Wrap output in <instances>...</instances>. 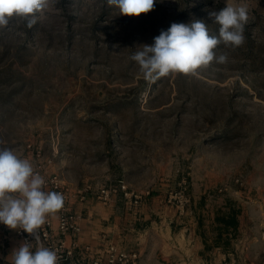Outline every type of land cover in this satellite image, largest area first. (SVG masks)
<instances>
[{
    "label": "rangeland",
    "instance_id": "obj_1",
    "mask_svg": "<svg viewBox=\"0 0 264 264\" xmlns=\"http://www.w3.org/2000/svg\"><path fill=\"white\" fill-rule=\"evenodd\" d=\"M228 4H246L249 20L243 46L216 49L227 63L140 76L130 57L142 45L172 23L218 34L209 13ZM0 148L39 149L80 187L123 180L177 230L233 208L248 239L231 247L264 252V0H156L138 17L52 0L32 27L12 17L0 27Z\"/></svg>",
    "mask_w": 264,
    "mask_h": 264
},
{
    "label": "clouds",
    "instance_id": "obj_2",
    "mask_svg": "<svg viewBox=\"0 0 264 264\" xmlns=\"http://www.w3.org/2000/svg\"><path fill=\"white\" fill-rule=\"evenodd\" d=\"M156 0H106L123 16H140L154 9ZM52 0H0V27L9 24L12 17L37 23L38 14L49 7ZM209 16L219 25L218 34L210 31L202 20L189 23H172L167 30L144 44L130 59L139 66V73L148 83L162 77L178 74L197 76L198 70L212 63L225 64L226 54L217 55L219 45L236 49L245 43V26L248 23L246 4H228ZM46 181L27 158H21L9 148H0V224L11 230H22L39 241V230L50 214L64 206L62 193L45 190ZM12 264H59L55 250L24 241L11 253Z\"/></svg>",
    "mask_w": 264,
    "mask_h": 264
},
{
    "label": "crops",
    "instance_id": "obj_3",
    "mask_svg": "<svg viewBox=\"0 0 264 264\" xmlns=\"http://www.w3.org/2000/svg\"><path fill=\"white\" fill-rule=\"evenodd\" d=\"M20 157L29 159L35 170L44 166L45 174H58L66 185L80 187L60 172L50 171L53 162L46 165L47 159L39 149L25 150ZM45 190L52 191L47 187ZM93 197L87 196L84 201L75 202L71 209L81 215L80 246L88 245L95 253L102 252L108 243H115L138 251V264H264L261 249L252 252L249 247H231L233 241L248 239L239 237L241 234L237 233L239 219L236 230L218 233L215 222L217 209L205 217L181 221L183 226L177 230L172 219H151L144 211L149 201L142 203L143 197L138 205L130 204L121 195L109 204ZM48 217L55 225L57 213ZM15 231L0 224V264H12L11 253L22 243ZM32 250L35 251V247ZM74 257L80 259L79 251Z\"/></svg>",
    "mask_w": 264,
    "mask_h": 264
},
{
    "label": "built area",
    "instance_id": "obj_4",
    "mask_svg": "<svg viewBox=\"0 0 264 264\" xmlns=\"http://www.w3.org/2000/svg\"><path fill=\"white\" fill-rule=\"evenodd\" d=\"M51 160H46V165ZM45 167L38 166L36 171L41 174L45 181V187L52 191L62 193L64 206L57 212V222L53 225L47 217L46 223L39 230V241L22 230L15 231L22 243L28 241L32 247L43 245L57 252L59 264H138L140 254L138 251L127 249L115 243H108L102 252L95 253L90 246H80L79 236L82 232L81 215L71 209L75 202L84 201L89 193L103 204L111 203L119 195L127 202L138 205L142 195L123 181L118 180L114 184L97 185L92 187L87 184L84 187H70L66 185L58 174H45ZM79 251L80 259H75V253Z\"/></svg>",
    "mask_w": 264,
    "mask_h": 264
},
{
    "label": "trees",
    "instance_id": "obj_5",
    "mask_svg": "<svg viewBox=\"0 0 264 264\" xmlns=\"http://www.w3.org/2000/svg\"><path fill=\"white\" fill-rule=\"evenodd\" d=\"M215 222L217 224L218 233L228 232L229 229L234 231L238 226L236 212L233 208H230L228 212L217 210L215 215Z\"/></svg>",
    "mask_w": 264,
    "mask_h": 264
}]
</instances>
